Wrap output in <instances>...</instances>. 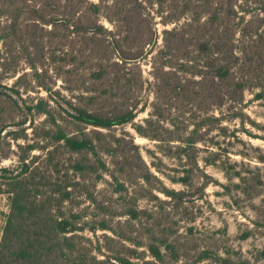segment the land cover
I'll return each instance as SVG.
<instances>
[{"label":"rangeland","instance_id":"rangeland-1","mask_svg":"<svg viewBox=\"0 0 264 264\" xmlns=\"http://www.w3.org/2000/svg\"><path fill=\"white\" fill-rule=\"evenodd\" d=\"M8 1L25 6L26 10L22 15L21 38L17 41L3 40L1 35L3 22L9 20L8 15L3 14V4ZM127 1L0 0V168L8 169L3 175L15 174L21 166L19 156L26 153L28 163L40 167L39 176H55L53 164L47 161L48 150L53 147L47 131L55 126L45 114L29 109L39 99H46L52 105L57 122L71 134L86 127L72 116L74 106L110 115L121 113L128 106L144 107L133 122L98 129L105 134L104 144L112 142L113 136L124 140L119 152L133 155L130 165L123 163L125 158L121 153L101 151V154L112 171L127 182L130 194L137 197V206L152 217L143 214L138 220L130 219L123 211V198L113 192L108 182L90 180V193L95 200L83 193L74 208L81 212L82 222L97 226L95 231L87 226L83 232L92 241L86 242L94 253L111 262L121 255L143 264L145 259H151L147 248L151 229L160 235L166 234L174 242L179 258L175 261L169 251H165L170 264H190L201 250L223 253L226 247L232 248L234 258L264 264V98L256 96L264 90V64L260 66L256 59V52H264V45L255 40L256 32L262 29L264 0H139L145 9L136 6L131 13L133 30L123 44L143 55L139 61L128 64L127 79H124L128 85H118L115 66L110 67L111 74L107 78L96 81L93 73L100 70L102 64L111 63L104 59L105 55L117 57L109 45L110 37L95 36L83 26L104 24L118 33L123 15H117L115 6L124 7ZM92 2L102 6L99 13L90 10ZM32 6L40 8L46 18H58L57 23L40 22L27 11ZM194 16L200 23L212 18L215 23H210L208 28L214 33L218 28L222 32L219 36L224 50L232 48L247 60L234 69L238 78L246 79L243 98L238 103L224 95L215 96L207 101L205 109L196 110L184 96L159 101L166 116L161 126L173 129L167 122L174 120L178 129L188 125L191 129L195 120L217 117L201 128L202 138L196 149L202 171L213 178L204 192L197 189L203 181L201 172L189 187L173 183L168 177L180 175L187 159L171 151L176 150L171 146L175 148L179 144L178 129L171 135L174 137L166 134L172 142L141 136L134 129L135 124L143 123L153 113V105L158 101L155 85L163 70L172 73L181 61L197 65L213 63L208 51H197L195 41L192 44L188 40L177 42L174 39L171 47L167 45L164 30L183 27ZM76 26L80 28L76 30ZM194 30L198 37L202 36V29L197 25ZM126 36L122 28L120 37ZM190 66L194 68L193 64ZM234 112L241 115L234 117ZM93 128L88 125L87 131L92 133ZM132 142L140 146L144 160L167 187L190 192L186 197L188 201L180 204L144 182L136 168L138 158L134 156ZM29 144L36 146L31 152L26 148ZM212 152L217 153V163L207 165L203 159L211 157ZM235 170L242 173L243 181L235 175L228 177L229 172L233 174ZM106 177L112 180L108 174ZM238 183H242L243 188L237 187ZM155 184L160 185L156 181ZM8 190L7 179H0V241L9 212ZM104 218L110 229L99 227ZM158 222L160 227L156 225ZM246 233L249 236L244 237ZM202 263L214 264L211 260Z\"/></svg>","mask_w":264,"mask_h":264},{"label":"trees","instance_id":"trees-1","mask_svg":"<svg viewBox=\"0 0 264 264\" xmlns=\"http://www.w3.org/2000/svg\"><path fill=\"white\" fill-rule=\"evenodd\" d=\"M136 6L145 9L143 3L139 0H128L124 7L115 6L117 15L119 13L123 15V22L117 25L119 28L124 29V32L127 33L126 37H120L121 29L117 33L104 24L83 26V29L91 31L95 36L101 34L104 37H110L109 45L117 57V59H113L111 56L105 55L104 59L111 61V63L105 66L102 64L101 69L93 73L94 80H104L111 74L110 67L115 66L118 68L114 74L118 85H128L127 80H124L127 79L128 64L139 61L143 55L125 48L123 44L124 38L128 40V33L133 30L130 18ZM24 8L25 6L15 2L8 1L3 4V14L9 17V20L3 22L1 34L3 40L16 39L15 41H17L21 38L22 15L26 11ZM89 8L93 13H99L102 6L99 3L92 2ZM27 11L32 16L38 17L37 19L40 22L43 21L45 24L57 23L58 18L53 16L46 18L41 13L40 8L36 6L30 7ZM110 19L111 21H118L117 19ZM192 19L183 27L164 30L167 45L171 47V41L174 39L177 42L188 40L192 44L195 41L197 42V51L200 53L208 51L213 63L197 65L192 61H181L176 71L170 73L167 72L168 70H163L159 74V82L155 85L158 101L153 105V113L143 123L134 126V129L141 136L153 140L173 141L172 138L168 139L166 137L173 135L178 129L176 122L174 120L167 122L174 127L173 129L160 125L161 121L166 119V116L164 114L165 109L162 108L159 101H162L165 97H187L190 101L189 104H192L196 110L205 109L207 101L215 96L221 97L224 95L234 103L240 102L239 100L243 98L246 79L244 77L238 78L234 69L241 64V61L247 60L243 59L232 48L228 51L224 50L222 39L219 36L222 32H219L218 28L214 33L211 28H208L210 23L211 25L215 23L212 18H208L204 23H200L197 16ZM194 25L202 29V36L198 37L196 35ZM260 27L262 29L256 32L257 37L255 40L264 45V17ZM79 28L80 26L75 27L76 30ZM223 52L229 54L223 56ZM242 53L247 56L246 52L243 51ZM256 59L259 61L260 66H263L264 52H256ZM190 64H193L194 68H191ZM181 72L191 73V75L184 74L182 76L179 74ZM14 91L18 92L16 89ZM256 96L264 98V90L258 92ZM135 106H128L121 113L112 115L94 112L81 106H74V111H71L72 116L86 125V127L78 129L77 134H71L64 130L57 122L52 111V105L46 99H39L37 103L29 106L30 110L48 116L49 122L55 126L47 131L53 145L48 150L47 161L49 164H53V174L55 176H39L38 169L40 167L38 165L33 167L29 164L26 153L19 156L21 166L20 169L15 170V174L13 173L8 177L7 174L3 175V172H7L8 169L6 167L0 168V179L6 178L9 185L7 191L9 194V212L6 216L0 241V264H107L108 261L111 264H139L131 258L121 255L115 256L114 262H111L110 259L99 258L94 253L93 247L86 242L92 243V241L83 234L87 226L91 231H95L97 226L82 222L81 212L76 211L74 208L83 193H87L91 199L95 200L93 194L90 193V180H105L111 185L113 192L118 193L119 197L123 198V211L130 219L138 220L143 214L152 217L146 210L137 206V197L130 194L127 182L121 180L112 171L101 154V151H108L113 154L121 153L125 158L123 163L126 165L131 164L133 155L126 156L122 154L124 152H119L124 140L113 136L114 140L112 142L104 144L105 134L98 128L107 129L115 125L133 122L138 112L145 109L144 107L137 109ZM233 115L239 117L241 114L234 112ZM213 119H217V117L207 116L192 122L191 129L188 125L177 130L179 144L175 148L171 146V149H176L171 151L177 153V157H186L187 159L186 163L182 164L180 175L168 176L171 182L187 187L192 186L198 177V172L203 174V176L201 175L203 181L197 188L199 191L204 192L213 182V178L202 171L196 152L198 143L202 138L201 128ZM88 125L94 127L92 133L87 131ZM183 130L186 132L181 134ZM1 134L2 132H0ZM166 134H169V136H166ZM132 145L135 150L134 156L138 158L136 168L140 170V176L144 182L153 185L160 192L180 204L188 201L186 197L190 192L167 187L161 178L152 172L144 160L140 146L135 142H132ZM35 147L34 144H29L26 148L31 152ZM211 154V157L208 156L203 159L207 165L217 163V153L212 152ZM157 167L160 169L159 166ZM231 173L229 172L228 177L235 175L241 181L244 180L240 171L235 170L233 174ZM107 174L111 177V181L107 179ZM155 181L160 185L155 184ZM236 185L243 188L242 183ZM156 197L158 198L157 195ZM156 225L160 227L161 223L158 222ZM99 227L110 229L107 219L104 218ZM149 232H151V235L147 248L151 259H145L143 264H170L165 251H169L171 259L178 261L179 256L174 242H171L166 234L160 235L151 229H149ZM247 236H249V233L244 234V237ZM232 251L231 247H226L223 253L219 250L204 249L201 250L197 259L190 264H201L206 260H211L214 264H252L250 260L243 257L234 258ZM262 255L264 256V250Z\"/></svg>","mask_w":264,"mask_h":264}]
</instances>
